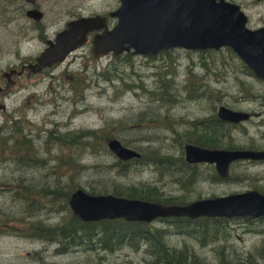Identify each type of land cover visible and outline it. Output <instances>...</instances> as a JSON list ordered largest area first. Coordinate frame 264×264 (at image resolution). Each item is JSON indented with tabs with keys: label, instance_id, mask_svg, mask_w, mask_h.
<instances>
[{
	"label": "rangeland",
	"instance_id": "374dc122",
	"mask_svg": "<svg viewBox=\"0 0 264 264\" xmlns=\"http://www.w3.org/2000/svg\"><path fill=\"white\" fill-rule=\"evenodd\" d=\"M118 6V0H37L34 7L43 16L34 22L25 16L32 7L24 0H0V87L9 91L8 97H0L6 107L0 111V264H158L146 241L110 252L97 245L69 247L67 240L56 245L30 238L26 230L31 224L54 226L70 218L67 202L66 210L62 206L77 188L90 193V188L111 183L140 190L154 187L161 200L184 204L248 190L264 193V162H236L223 180L213 166L184 161L183 146L205 138L208 131L202 126L217 119L220 106L260 116L242 125L217 127L212 148L264 149V81L228 48L95 58L84 47L49 71L55 78L48 70L12 76L13 85L2 78L10 68L32 62L43 40L53 39L66 21L105 15ZM262 14L260 6L249 13L256 25ZM114 24L109 21L110 27ZM109 138L146 158L130 161L121 171L125 168L106 147ZM154 152L172 160L170 170L151 162ZM17 192L20 200L14 198ZM162 220L149 225L168 230L167 246L186 248L194 264H264V251H258L264 242L262 219H226V234L212 241L184 236L183 230L190 228Z\"/></svg>",
	"mask_w": 264,
	"mask_h": 264
},
{
	"label": "water",
	"instance_id": "95a60500",
	"mask_svg": "<svg viewBox=\"0 0 264 264\" xmlns=\"http://www.w3.org/2000/svg\"><path fill=\"white\" fill-rule=\"evenodd\" d=\"M37 0H24L33 6ZM116 10L105 16L79 17L66 23L46 48L26 66L28 74L62 63L74 50L82 47L92 32L91 54L113 58L123 53L155 57L159 52L181 48L191 51L231 49L254 75L264 80V29L249 30L247 17L238 6L224 0H118ZM34 22L42 19L36 8L25 12ZM108 19L116 23L108 29ZM222 121L239 123L250 119L245 112L220 106ZM108 151L119 161L139 159L135 150L116 139L106 142ZM188 164H214L222 178L229 177L230 165L236 161H264V150H211L191 144L183 146ZM67 205L72 215L83 223L121 219L149 224L164 218H261L264 195L250 190L185 205H164L111 194L90 195L82 189L70 193Z\"/></svg>",
	"mask_w": 264,
	"mask_h": 264
},
{
	"label": "trees",
	"instance_id": "16d2710c",
	"mask_svg": "<svg viewBox=\"0 0 264 264\" xmlns=\"http://www.w3.org/2000/svg\"><path fill=\"white\" fill-rule=\"evenodd\" d=\"M228 51L230 50L228 49ZM213 121L214 120L210 122V125L202 127L205 130L215 129V132H212V135H210L209 132L205 133L209 136H205V138L200 137V139L197 138L196 140H193V142H196L197 145H200L202 147H215L214 145L217 142L216 128L222 125H218L220 124L218 120H215V122ZM198 126H200V124H198ZM139 154L141 155L140 158L137 160H131V162H143L146 156H144L140 152ZM149 157L151 158L152 163H154L155 165L164 166L166 170H170L173 166V163L171 162L172 160L169 157L160 156L156 152H154V156ZM131 162H122L117 160V165H119L121 168L124 167L125 169L121 170L124 171L128 169ZM180 162L184 167L187 168L185 163H183V160H180ZM59 187L60 186L57 185L55 187V190L57 191V188ZM90 190L91 192L89 194L91 195L111 194L117 197L145 200L149 202L162 203L164 205L184 204V202L176 200L173 201L172 199L161 200V197L157 194V191L154 187H146L144 190H140L132 187L126 188L111 183L110 187L101 185L97 188H90ZM49 191L52 193L54 190ZM67 191H70V189L68 188ZM48 194L43 196V200L48 199ZM67 196L68 195H66V197L64 198V205L62 206L63 210H66ZM14 198L20 200V192H17L14 195ZM261 219V222H264V217ZM162 221L166 222L168 225H173L175 227L185 226V228H190L189 230L184 229L182 232L183 235L186 236L185 233H187L188 236L197 235V239H199L200 241L217 240L218 238H220V235L222 233L226 234V231L222 229V224L227 221L224 218H198L194 220H190L187 218H166ZM26 231L27 235L30 238L38 239L47 243L60 245L62 241L67 240L66 244L69 247L75 245H89L91 249H96L94 248V245L95 247L97 245L100 250H108L110 252L114 247L123 245L137 247L133 244V241H136L137 244L138 242L146 241L148 254L151 257H154L156 259V263L158 264L195 263L194 258L189 259L193 256H191V254L187 252L186 248L182 250H175L174 248H169V246H167L166 241H164V236L168 234V230L153 228L149 224L144 223L126 222L121 219L83 223L71 214L68 220L62 219L58 224L54 226H47L42 224L41 222H35L31 224V226H28ZM262 232H264V230ZM177 233L182 234L179 232ZM62 247L63 245H61L60 248ZM65 250L66 248H62V252H64ZM258 251H264V242L262 243ZM261 258L262 260H264V253L261 255ZM220 264H224V262L222 261Z\"/></svg>",
	"mask_w": 264,
	"mask_h": 264
},
{
	"label": "flooded vegetation",
	"instance_id": "af4514ba",
	"mask_svg": "<svg viewBox=\"0 0 264 264\" xmlns=\"http://www.w3.org/2000/svg\"><path fill=\"white\" fill-rule=\"evenodd\" d=\"M225 2H227V3H229V4H233V5H236V6H238L239 7V9L243 12V14L247 17V23H246V25H247V28L249 29V30H252V31H255V30H259V29H264V14H262L261 16H260V18H259V24L258 25H256V23L255 22H253L252 21V18H251V16L249 15V13H250V10L252 9V8H254V7H257V6H260L261 8H262V10H263V12H264V0H224ZM107 14V13H106ZM105 14V15H106ZM105 15H101V16H105ZM78 18V17H77ZM74 19H76V18H74ZM70 20H73V19H70ZM70 20H68V21H70ZM68 21H66L65 23H64V25H63V28L61 29V30H63L64 29V27H65V25H66V23L68 22ZM115 21V20H114ZM115 23H116V21H115ZM253 25H255V26H253ZM108 28H110V26H109V22H108ZM61 30H59V31H61ZM59 31H57V32H55L54 33V36H53V39H54V37H55V35L59 32ZM97 33H99V32H92V33H90L89 35H88V38H87V41H86V43L82 46V47H80V48H78V49H76V50H74L73 52H71V53H74L75 51H77V50H80V49H82V48H84V47H86L88 50H89V52H90V48H91V38L93 37V35H95V34H97ZM42 39H44V37L42 38ZM53 39H49V38H45L44 40H43V44H44V47H43V49L41 50V52H43L44 51V49L46 48V43H47V41H52ZM40 52V53H41ZM39 53V54H40ZM71 53L69 54V55H71ZM91 53V52H90ZM38 54V55H39ZM68 55V56H69ZM92 55V54H91ZM67 56V57H68ZM74 57H75V54L73 55ZM66 57V58H67ZM80 58H82V59H87V58H89L90 56H79ZM92 58V57H91ZM35 62H34V60L32 61V62H29L28 64H34ZM28 64H22L20 67H19V69H15V68H10L9 70H7V72H3L2 73V78H5V80H6V82L9 84V85H13L15 82H14V80H12V76L14 77H20L21 75H23V73H25V76L26 77H29L30 75H38V74H40V73H43V72H45V71H47L48 73H47V75L48 76H50L51 78H55V75H53L52 73H50L49 71L51 70V69H53L55 66H57V65H54V66H52V67H49V68H45V69H43L41 72H39V73H36V74H28V70H27V68H26V66L28 65ZM59 65V64H58ZM250 70V69H249ZM251 71V70H250ZM252 72V71H251ZM253 73V72H252ZM61 73H59V75H57L56 77L58 78L59 76H61L60 75ZM7 88H8V86H5V88H2V87H0V97H1V99L4 97H8L9 96V91L7 90ZM225 107V106H224ZM6 109V107L4 106V105H0V111H4ZM219 109V108H218ZM234 111V110H233ZM238 112H245V111H238ZM245 113H248V114H250L251 115V117H250V119L249 120H247V121H243V122H239V123H232V122H226V121H222L220 118H219V116H218V111H217V119H213L214 121L213 122H215V120H218L219 122H220V124H218V125H234V126H238V125H242V124H244V123H247V122H249L252 118H254V117H259L260 116V114L258 113H249V112H245ZM12 114V113H11ZM12 120V122H14L13 124H17V121L15 120V119H11ZM215 124H217V123H215ZM1 131H2V129L0 128V133H1ZM12 131H15V129L13 128L12 129ZM207 131L209 132V134L210 135H212V132H211V130H209V129H207ZM205 136H207V135H205ZM209 136V135H208ZM198 139H200V138H198ZM187 144H191V143H187ZM186 145V144H185ZM191 145H193V146H197V147H200V148H204V149H211V150H255V149H234L233 147H230V148H228V149H218V148H212L211 146H200V145H197V143L196 142H194V144H191ZM264 150V149H263ZM184 153V152H183ZM184 161H185V159H184ZM241 161H243V160H240V161H236V162H241ZM236 162H233L231 165H233L234 163H236ZM248 162H257V161H248ZM259 162H264V161H259ZM185 163L186 164H188L186 161H185ZM198 164H205V165H210V166H213V168L215 169V171H216V168H215V165L214 164H208V163H196V164H188V165H198ZM231 165H230V168H231ZM216 173H217V171H216ZM217 177H218V179L220 178V179H223V180H227L229 177H227V178H222L218 173H217ZM229 176H230V174H229ZM248 191H250V190H248ZM254 191H257V190H254ZM247 192V191H246ZM257 192H259V191H257ZM242 193H244V192H242ZM259 193H261V194H263L264 195V193H262V192H259ZM171 205H173V204H171Z\"/></svg>",
	"mask_w": 264,
	"mask_h": 264
}]
</instances>
